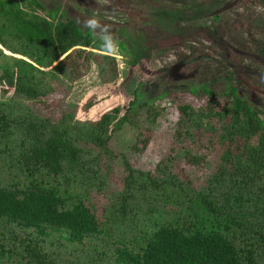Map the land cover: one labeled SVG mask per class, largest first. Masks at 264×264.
Returning a JSON list of instances; mask_svg holds the SVG:
<instances>
[{
    "label": "trees",
    "instance_id": "obj_1",
    "mask_svg": "<svg viewBox=\"0 0 264 264\" xmlns=\"http://www.w3.org/2000/svg\"><path fill=\"white\" fill-rule=\"evenodd\" d=\"M224 3L144 7L157 34L180 36L205 17L217 19L211 13ZM112 32L120 37L117 54L127 57L124 63L134 66L150 58L154 48L143 45L140 30L130 33L120 26ZM98 37L66 17L61 6L0 0V170L15 167L25 177L0 181V264H65L60 249L75 250L107 230L113 234L111 264H264V119L257 106L239 96L240 80L224 69V78L234 84L226 86L222 102L205 84L180 91L191 101L168 98L167 112L173 108L176 118L175 151L152 171L141 170L109 143L128 123L136 129L130 149L142 151L148 143L142 125L153 123L163 108L137 99L140 82L125 93L115 57ZM213 39L219 47L226 41ZM256 45L264 56V44ZM91 65L97 68V86L106 92L83 103L82 118L72 110L52 118L33 106L41 99L18 97L22 70L39 73L43 97L60 84L69 87ZM105 97L117 100L95 112ZM202 140H212L217 153L197 188L172 173L171 161L181 157L201 164L204 157L191 151ZM112 159L122 176L103 216L90 191H102L105 162Z\"/></svg>",
    "mask_w": 264,
    "mask_h": 264
},
{
    "label": "rangeland",
    "instance_id": "obj_2",
    "mask_svg": "<svg viewBox=\"0 0 264 264\" xmlns=\"http://www.w3.org/2000/svg\"><path fill=\"white\" fill-rule=\"evenodd\" d=\"M46 8L61 6L66 17L77 25L88 18L96 17L101 24L110 25L111 32L125 26L130 33L142 32L143 45L153 47L150 58L141 60L136 65L124 63L127 57L112 51L116 60L118 79L122 80L125 93L130 92L139 83L138 100H145L156 109L162 107L153 123L144 122L141 133L147 137L148 143L142 151L133 152L130 145L134 143L136 129L124 123L112 136L110 149L124 154L129 162L141 170L152 171L155 163L169 155L175 148L171 143V133L175 122V112L169 108L168 98L191 101L187 95L180 93L187 88H195L205 84L219 102L224 100L228 84L234 80L224 78V69L232 71V77L240 80L238 94L241 98L254 104L264 119V56L256 51V43L264 44V3L259 0H224L227 6L217 12V19L210 16L186 27L183 35L171 36L157 34L150 23L144 4L171 5L189 0H39ZM197 1V0H196ZM201 1V0H198ZM83 27V26H82ZM213 30L214 34H211ZM93 33V32H92ZM94 37L104 44L105 33L97 30ZM116 41L120 38L112 32ZM219 36L226 39L222 47L216 45L213 38ZM4 53L9 54L7 51ZM226 77V76H225ZM99 75L95 65L69 87L60 84L46 96H40V75L35 70H22L17 86L18 97L22 100L41 99L32 102L35 109L52 118L60 113L74 111L82 118L81 106L91 98H99L105 94L104 86H97ZM65 87V88H64ZM0 87V97L2 95ZM168 91L167 97L158 98L160 92ZM123 91V92H124ZM116 98L105 97L93 107L99 112L108 107ZM154 100V102L152 101ZM117 100V99H116ZM153 103V104H152ZM166 108V109H164ZM204 157L201 164H191L181 157L171 161L172 173L181 180L189 181L193 187H199L211 172L216 161L217 147L211 140L203 141L193 151ZM108 167L107 176L101 192L90 191V198L96 207L102 208L101 214L109 213L110 196L120 188L119 179L122 171L116 159L105 162ZM13 179L24 181L25 177L15 167L0 170V181ZM126 223V222H125ZM116 232V231H115ZM112 233L104 232L85 242L75 250L68 247L60 249L61 255L67 259L65 264L74 260L76 264H111L110 253L112 243L108 238Z\"/></svg>",
    "mask_w": 264,
    "mask_h": 264
},
{
    "label": "clouds",
    "instance_id": "obj_3",
    "mask_svg": "<svg viewBox=\"0 0 264 264\" xmlns=\"http://www.w3.org/2000/svg\"><path fill=\"white\" fill-rule=\"evenodd\" d=\"M77 23H82V26L84 28L92 31L93 33H96L97 30H100L105 33L106 42L103 44L102 47L105 52H112L117 50L118 44L115 37L112 35L110 25L101 24V22L96 17L88 18L83 22L78 19Z\"/></svg>",
    "mask_w": 264,
    "mask_h": 264
},
{
    "label": "water",
    "instance_id": "obj_4",
    "mask_svg": "<svg viewBox=\"0 0 264 264\" xmlns=\"http://www.w3.org/2000/svg\"><path fill=\"white\" fill-rule=\"evenodd\" d=\"M226 6H227V4L226 5H222L219 9L214 10L211 14L217 13L219 10L224 9Z\"/></svg>",
    "mask_w": 264,
    "mask_h": 264
}]
</instances>
